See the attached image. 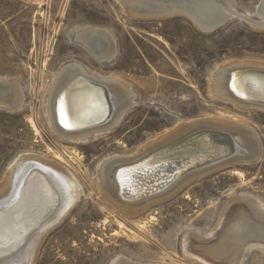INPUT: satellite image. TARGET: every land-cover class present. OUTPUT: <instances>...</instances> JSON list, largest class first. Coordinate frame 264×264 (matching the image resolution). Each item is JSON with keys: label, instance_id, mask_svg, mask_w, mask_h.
<instances>
[{"label": "rangeland", "instance_id": "obj_1", "mask_svg": "<svg viewBox=\"0 0 264 264\" xmlns=\"http://www.w3.org/2000/svg\"><path fill=\"white\" fill-rule=\"evenodd\" d=\"M260 1L235 0V9L254 16ZM242 20L232 18L208 34L180 16L132 19L116 0H0V79L19 84L24 93L21 109L0 107V185L11 164L26 154L56 161L61 155L63 166L81 173L85 182L79 203L45 238L35 264H112L121 255L143 264L225 262L206 258L195 242L200 236L217 239L244 199L264 204V113L240 112L210 91L220 65L264 63V31ZM81 28L109 30L119 48L116 60L103 65L92 59L75 41ZM73 62L122 77L137 91L126 117L102 138L80 146L52 131L43 105L53 74ZM206 117L246 123L257 134L262 159L191 180L136 217L120 215L90 193L102 160L135 154L150 138ZM168 173L162 175L173 177ZM169 179L160 193L180 182ZM187 234L196 241L186 245ZM241 264H264V251L249 252Z\"/></svg>", "mask_w": 264, "mask_h": 264}, {"label": "bare ground", "instance_id": "obj_2", "mask_svg": "<svg viewBox=\"0 0 264 264\" xmlns=\"http://www.w3.org/2000/svg\"><path fill=\"white\" fill-rule=\"evenodd\" d=\"M116 1L132 19L180 16L209 34L238 18L264 31V0L254 16L239 13L235 0ZM74 38L100 64L113 63L119 54L116 37L109 30L81 28ZM57 71L45 94L44 114L52 131L69 145L102 138L133 108L137 91L122 77L96 74L78 62L64 64ZM210 91L240 112L264 113V63L220 65L210 79ZM23 104L22 87L0 79V107L17 110ZM255 133L246 123L216 117L182 123L158 138H150L135 154L102 160L90 182V193L120 215L136 217L151 204L178 193L191 180H201L226 166L259 162L262 149ZM56 156L59 162L41 155H20L0 185V264H35L45 238L84 194V177L64 167L62 156ZM167 172H174L171 180L184 176L177 185L160 193L166 182L168 185L169 176L162 175ZM244 201L245 205L240 203L228 216L213 242L200 236V243L195 235L187 234L185 244L194 239L199 252L208 259L224 260L223 264H241L249 252L264 251V204L254 199ZM112 264L143 263L121 255Z\"/></svg>", "mask_w": 264, "mask_h": 264}, {"label": "water", "instance_id": "obj_3", "mask_svg": "<svg viewBox=\"0 0 264 264\" xmlns=\"http://www.w3.org/2000/svg\"><path fill=\"white\" fill-rule=\"evenodd\" d=\"M222 27H223V26L221 25L220 27H218V29H220V28H222ZM218 29H217V30H218ZM85 127H88V126H85ZM85 127H81V128H85ZM68 129H72V128H68ZM75 130H77V129H75ZM189 171H190V170H189ZM129 192H130V191H128V194H127L128 196H130L129 194L131 193V192H130V193H129Z\"/></svg>", "mask_w": 264, "mask_h": 264}, {"label": "snow or ice", "instance_id": "obj_4", "mask_svg": "<svg viewBox=\"0 0 264 264\" xmlns=\"http://www.w3.org/2000/svg\"><path fill=\"white\" fill-rule=\"evenodd\" d=\"M67 126V125H66Z\"/></svg>", "mask_w": 264, "mask_h": 264}]
</instances>
